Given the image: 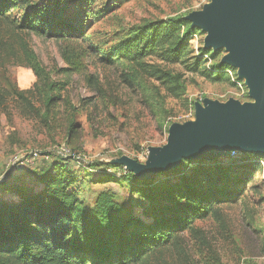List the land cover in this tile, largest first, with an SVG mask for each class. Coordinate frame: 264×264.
Here are the masks:
<instances>
[{
  "label": "rangeland",
  "instance_id": "1",
  "mask_svg": "<svg viewBox=\"0 0 264 264\" xmlns=\"http://www.w3.org/2000/svg\"><path fill=\"white\" fill-rule=\"evenodd\" d=\"M42 1L34 0L29 6L10 10L0 19V37L7 46L3 53L6 59L0 64V174L6 170L11 156L26 148L50 153L47 159L17 169L27 170L35 177L48 163L60 158L53 153L59 146L93 161L129 156L145 163L150 147L167 144L172 125L195 120L196 103L204 105L205 99L221 103L231 99L242 104L255 102L246 78L239 75V68L224 62L229 50L207 49L208 33L197 27L189 36V55L180 63H168L153 56L138 63L125 60L105 65L94 55L84 58L86 67L82 71H71L58 42L21 27L25 15ZM93 1L91 9L96 17L86 22L85 38L78 44L102 50L151 22L182 16L194 28L187 17L212 2ZM202 50L209 53L193 71L195 58L201 56ZM219 64L228 66L224 71L230 81L204 75V70L217 74L214 66ZM32 66H37L38 72ZM131 74L135 79L126 81ZM247 153L250 152L241 155ZM219 162L224 171L214 175L221 176L220 185L238 187L241 195L233 202L217 205L216 215H196L188 227L175 230L176 243H181L184 252L177 244H170L152 264H264V165L246 185L236 180L239 172L244 171L241 159L225 156L215 160L183 159L175 168L161 171L157 180L165 182L168 177L179 176L176 173L179 166L190 175L191 164L215 168ZM70 164L75 170L80 168L73 162ZM104 188L116 193L126 216L142 214L145 223L152 222L150 217L143 216V210L138 208L142 205L134 203L137 195L122 179L107 187L85 185L82 199L91 204ZM157 209L151 207L150 211Z\"/></svg>",
  "mask_w": 264,
  "mask_h": 264
},
{
  "label": "trees",
  "instance_id": "2",
  "mask_svg": "<svg viewBox=\"0 0 264 264\" xmlns=\"http://www.w3.org/2000/svg\"><path fill=\"white\" fill-rule=\"evenodd\" d=\"M93 2L43 0L25 15L21 27L58 42L68 69L75 72L86 67L84 58L94 55L105 65L125 60L138 63L153 56L176 64L189 55V36L196 29L182 16L142 25L106 50L78 44L85 38L86 22L96 17ZM33 3L0 0V19L10 10ZM6 48L0 37V64L6 59ZM207 53L209 50H202L195 58L193 71L203 64ZM214 67L217 74L204 70V75L231 80L224 71L227 65ZM32 68L38 72L37 66ZM45 78L49 79L48 75ZM134 79L133 74L126 76V81ZM241 154L232 159L240 158L244 164L236 180L246 185L264 165V153ZM71 162L60 157L39 171L38 177L24 170L19 175L9 173L0 181V264H152L166 246L174 243L182 249L181 243H176L175 230L188 227L196 215H216L217 205L233 202L242 191L220 185L221 176L214 175L224 171L220 162L215 168L191 164L190 175L179 166L176 173L182 178L168 177L165 182L157 180L161 171L151 179H140L111 161H93L77 170ZM121 179L131 185L137 195L134 203L142 205L138 208L151 223H145L142 214L126 216L123 203L109 188L98 192L91 204L82 199L85 185L107 187ZM151 207L159 208L152 212Z\"/></svg>",
  "mask_w": 264,
  "mask_h": 264
},
{
  "label": "water",
  "instance_id": "3",
  "mask_svg": "<svg viewBox=\"0 0 264 264\" xmlns=\"http://www.w3.org/2000/svg\"><path fill=\"white\" fill-rule=\"evenodd\" d=\"M187 18L207 31V49L229 50L224 62L239 68L255 102L205 99L204 105L196 103L194 121L172 125L167 144L148 149L145 163L129 156L111 160L140 179L173 169L183 159L264 153V0H212Z\"/></svg>",
  "mask_w": 264,
  "mask_h": 264
},
{
  "label": "built area",
  "instance_id": "4",
  "mask_svg": "<svg viewBox=\"0 0 264 264\" xmlns=\"http://www.w3.org/2000/svg\"><path fill=\"white\" fill-rule=\"evenodd\" d=\"M53 153L57 154L58 156L69 159L70 161L74 162L76 165L80 166H87L93 160L88 159L85 155L74 152L73 150L59 146L53 150ZM50 157V153H42L38 150H29V149H22L16 152L11 158L9 159L6 170L1 172L0 174V181L9 174L11 170L21 169L24 168L28 164H36L37 161L43 160L44 158ZM111 172L110 170H108Z\"/></svg>",
  "mask_w": 264,
  "mask_h": 264
},
{
  "label": "crops",
  "instance_id": "5",
  "mask_svg": "<svg viewBox=\"0 0 264 264\" xmlns=\"http://www.w3.org/2000/svg\"><path fill=\"white\" fill-rule=\"evenodd\" d=\"M22 172H24V170L22 171V170H16L15 172H13L15 175H19V174H21Z\"/></svg>",
  "mask_w": 264,
  "mask_h": 264
}]
</instances>
